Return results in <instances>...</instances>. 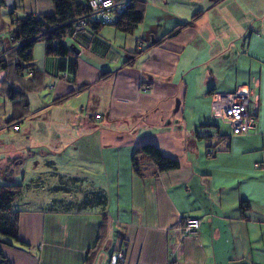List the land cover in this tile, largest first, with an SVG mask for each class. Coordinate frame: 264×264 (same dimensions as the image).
Here are the masks:
<instances>
[{
    "label": "crops",
    "instance_id": "0c3cea01",
    "mask_svg": "<svg viewBox=\"0 0 264 264\" xmlns=\"http://www.w3.org/2000/svg\"><path fill=\"white\" fill-rule=\"evenodd\" d=\"M208 1L164 31L89 26L61 58L37 42L21 75L7 55L11 18L51 14V1L0 7V184L23 187L12 209L24 246L0 243L8 264H111L118 251L124 264H264V0ZM238 88L257 115L246 136L211 109L213 94ZM145 144L178 168L138 155L134 169ZM92 193L103 212L69 206ZM185 218L199 220L196 238L181 235Z\"/></svg>",
    "mask_w": 264,
    "mask_h": 264
},
{
    "label": "trees",
    "instance_id": "16d2710c",
    "mask_svg": "<svg viewBox=\"0 0 264 264\" xmlns=\"http://www.w3.org/2000/svg\"><path fill=\"white\" fill-rule=\"evenodd\" d=\"M50 1L52 5L51 14L37 17L26 15L21 18H13V13L10 12L12 21L10 23L9 39L12 43V47L7 55H11L14 57L15 61L25 64H16V68H18L17 73L20 75L21 72L25 70V67L29 66L32 60V47L37 42L44 44L45 54L48 56L60 58L66 56L70 48L66 46L64 39L71 37L74 33H80L74 30L75 22L79 18L89 14L87 8L88 0ZM5 2L6 0H0V7H4ZM145 4L146 1L144 0H131L126 11L122 13L111 26L123 34H132L142 24ZM195 18L196 16L193 17L192 20ZM187 25H189V23L185 24L184 27ZM89 26L100 27L104 25L88 21L87 28ZM182 26H178V28ZM5 57L4 55H0V69L2 70L6 68V62L4 61ZM33 71L32 69L28 70V72L31 73ZM64 76L67 78V75L64 74ZM16 120L18 119L9 120L7 124H11ZM14 127L18 128V125L15 124ZM138 155H144L152 161L159 172L175 170L179 166L176 160L163 156L155 146L145 144L134 151L132 159L134 169L138 167L135 159ZM22 192L23 187L21 185L0 184V243L24 246V243L19 241L17 235L18 212L12 209L13 202L21 196ZM96 205L101 212H103L106 205V197L99 193L87 194L81 202L69 206H71V209L75 212H83L92 210ZM67 208L70 209V207ZM69 209L65 210L67 211ZM245 210L246 208H242L243 213ZM105 227L106 216L102 215L100 228L103 230ZM88 260L89 254L86 256L85 264H87ZM0 264H8L1 253Z\"/></svg>",
    "mask_w": 264,
    "mask_h": 264
},
{
    "label": "built area",
    "instance_id": "2783aa9c",
    "mask_svg": "<svg viewBox=\"0 0 264 264\" xmlns=\"http://www.w3.org/2000/svg\"><path fill=\"white\" fill-rule=\"evenodd\" d=\"M144 1L148 2L149 0ZM130 2L131 0H88L87 8L89 14L75 22L74 30L84 31L87 28L88 21L111 25L126 11ZM138 46L142 48V43H139ZM211 105L214 118L228 124L233 135L246 136L256 131L257 115L247 89L238 88L231 93H215L212 95ZM12 129L17 131L18 128L13 127ZM211 154L213 152L208 149L207 155L210 156ZM199 228L200 222L198 219L185 218L182 221L180 232L185 238H196ZM110 262L111 264H124V252H115L111 256Z\"/></svg>",
    "mask_w": 264,
    "mask_h": 264
},
{
    "label": "rangeland",
    "instance_id": "374dc122",
    "mask_svg": "<svg viewBox=\"0 0 264 264\" xmlns=\"http://www.w3.org/2000/svg\"><path fill=\"white\" fill-rule=\"evenodd\" d=\"M8 3L11 2L9 1ZM209 5H211V3L208 0H149L147 4H145L143 21L140 27L144 28L145 30H148L152 26L155 27L158 26L157 29H161L164 31V29H169L170 26H173V24H175L176 22L175 21L176 19L177 20L184 19L190 21L191 18H193L192 17L193 15L202 12V10H206V8L210 7ZM40 171L42 172L40 181L42 182L47 181L51 176V174L46 173V171L48 172V168L46 167L44 171L42 166ZM61 187L64 189L65 187H68L70 189L72 185L67 186L61 182ZM72 189H76V188L72 187ZM33 190L34 188L30 187V189L22 195L23 196L22 198L23 199L27 198L29 202H32L33 201L32 198L36 196ZM60 190L61 189H59V192H56L55 194H58L60 197H63L65 193L61 192ZM43 192L46 194V196H49L50 193L54 194V192H49V190L46 188H44ZM43 194L41 195L44 196ZM54 195H50V196H54ZM22 201L24 200H19V201L17 200L16 206L14 207L15 208L18 207V205L22 203ZM96 209H98L97 205L94 206L93 210ZM99 210L100 209H98V211Z\"/></svg>",
    "mask_w": 264,
    "mask_h": 264
}]
</instances>
